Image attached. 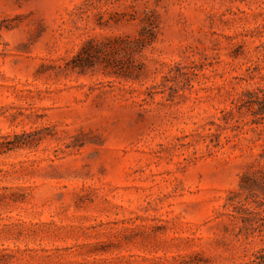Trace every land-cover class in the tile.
Returning a JSON list of instances; mask_svg holds the SVG:
<instances>
[{
	"label": "rangeland",
	"instance_id": "1",
	"mask_svg": "<svg viewBox=\"0 0 264 264\" xmlns=\"http://www.w3.org/2000/svg\"><path fill=\"white\" fill-rule=\"evenodd\" d=\"M248 91L264 0H0V264L253 260Z\"/></svg>",
	"mask_w": 264,
	"mask_h": 264
},
{
	"label": "trees",
	"instance_id": "2",
	"mask_svg": "<svg viewBox=\"0 0 264 264\" xmlns=\"http://www.w3.org/2000/svg\"><path fill=\"white\" fill-rule=\"evenodd\" d=\"M152 27L150 30V36L146 39H139L137 41V46L144 47L154 41ZM148 39V40H147ZM240 106L245 108L249 114L253 117L252 124L264 125V91L256 92H246L244 93L242 99L240 100ZM264 220V217L260 220ZM259 233L264 232V222L259 223L256 228ZM245 264H264V249L260 250L254 255V259Z\"/></svg>",
	"mask_w": 264,
	"mask_h": 264
}]
</instances>
